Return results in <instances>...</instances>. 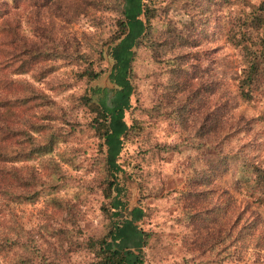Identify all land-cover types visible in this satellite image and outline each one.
Here are the masks:
<instances>
[{
    "label": "rangeland",
    "instance_id": "1",
    "mask_svg": "<svg viewBox=\"0 0 264 264\" xmlns=\"http://www.w3.org/2000/svg\"><path fill=\"white\" fill-rule=\"evenodd\" d=\"M179 1L184 10L183 4L188 7L186 12L175 8L176 0H149L153 14L149 18L150 27L158 42L156 49L163 57L142 60L144 66L135 76L132 103L135 116L150 127L154 149L141 165L144 168L140 187L136 190L132 183H126V200L130 205L139 202L147 209L140 222L152 237L144 249L147 264H262L264 204L249 197L244 176L238 178L242 176L240 160L247 165H264V72L251 102H244L234 81L242 71L244 59L225 39L228 22L254 10L260 0ZM4 3L6 17L14 18V3L0 0V8L5 7ZM107 5L111 9L117 7L115 0ZM94 7L92 21L81 14L62 22L64 32L71 38L67 46H87L88 34L95 31L93 25L98 22L96 18L105 24L106 34L114 28L113 22L119 14L103 9L100 0ZM17 21L24 25L22 15H18ZM96 38L94 35L93 40ZM155 60L169 61L153 64ZM70 62L75 64V61ZM35 63L29 73L36 74V87L49 104L38 103V100L35 104L33 100L23 104L18 101L24 95L20 84L11 80L17 79L10 71L14 63L6 69L9 81L0 82V99L16 102L10 107L21 116L18 124L35 119L38 124H62L68 129L69 119L83 121L86 112L79 108L75 96L86 83L76 79L72 64L54 61V70L43 74L42 68L50 66V61ZM106 65L109 62H101L105 72ZM163 68L182 81L183 94L191 89L196 91V97L189 98L188 109L178 122H170L167 115L153 117L156 123L148 118L150 106L164 100L163 90L171 82L168 75L162 74ZM105 72L95 82L110 88L112 85ZM204 112L207 118L203 119ZM20 126L21 130L0 138V166L9 167L11 176L7 181L12 193L7 197L0 183V230L1 238L19 237L23 249L0 246V264H22L27 250L46 255L56 253L62 260L66 259L64 264H85L92 257L86 250L78 253L77 240L83 235L97 236L107 222L104 210L99 207L103 198L98 169L93 163L94 145L80 135L76 136L79 141L74 138L68 142L70 134L64 133L60 138L66 137L67 141L58 143L51 156L38 157L31 153L26 160L4 161L9 159L7 154L23 156L22 152L31 150V144L45 136V131L34 132L26 125L28 131L24 132L26 127ZM144 135V132L135 135L131 140L136 142ZM134 142L128 144V150L134 148ZM68 147L78 152L79 169L70 172L68 184L61 182L53 194L43 187L35 197L32 191L50 182L55 164L68 169L59 160V155ZM18 178L25 181L26 187L16 185ZM15 194H26L32 201H18ZM50 195L65 200L69 209L59 212L48 202ZM241 207H245V212L240 218L237 214ZM243 222L249 223V228L245 229L247 242L238 241L226 247L222 243L204 245L206 234L210 235L215 228H224L225 224L235 230L232 237H238ZM27 264L37 263L32 259Z\"/></svg>",
    "mask_w": 264,
    "mask_h": 264
},
{
    "label": "trees",
    "instance_id": "2",
    "mask_svg": "<svg viewBox=\"0 0 264 264\" xmlns=\"http://www.w3.org/2000/svg\"><path fill=\"white\" fill-rule=\"evenodd\" d=\"M98 1L11 0L12 4L14 3L12 19L6 17L5 3V7L0 8V69L5 68L0 71V82L9 81L6 69L8 65L14 63L10 66V71L19 81L14 78L11 80L21 86L24 95L18 99L21 104L32 100L34 104L36 100L41 104L50 103L36 87L38 81L36 74L29 73L35 62L50 61V66H44L41 70L44 74L54 70V61H66L74 67L73 74L76 79H83L86 83L83 90L75 96L79 108L86 112L83 121L69 119L68 129L62 124L56 126L49 123L38 124L35 119H28L26 124L19 123L26 127L23 128L24 132H27L29 127L34 132L45 131V136L33 142L31 150L22 152L23 156L7 154L9 159L4 161L26 160L30 158L31 153L38 157L51 156L58 143L67 141L66 137L60 138V134L64 133L70 134L68 142H72L74 138L79 141L77 135L91 140L95 150L93 163L98 169L100 177L98 185L103 198L99 207L104 210L107 222L97 236L83 235L77 240L78 253L86 250L91 254V260L85 264H147L144 249L152 241V237L151 232L140 224L146 216L147 209L139 202L133 205L127 202L126 183H132L136 190L140 187L144 168L141 165L146 163L147 155L154 148L149 135L150 127L145 126L141 118L135 116L136 109L132 100L136 89L135 76L143 70L142 60L153 61V57L162 59L163 54L156 49L158 42L150 27L149 18L153 14L150 12L152 8H149V0H115L117 7L113 9L107 5L110 0H100L103 9L119 14L113 22L114 28L106 34L105 24L96 18L98 22L93 25L95 31L88 34L87 46L82 44L74 48L67 46L71 38L64 32L62 22L81 14H86L92 21L94 5ZM185 2L186 0H183V3ZM183 6L185 10L181 2L176 0V9L186 12L188 7L185 4ZM18 15H22L25 29L17 21ZM94 35L97 36L96 40H93ZM156 35L160 36L157 33ZM225 39L241 52L244 59L242 71L234 81L238 95L244 102L250 103L264 72V0H260L254 10L238 15L232 22L229 21ZM73 42H76L75 38ZM104 60L109 62V65H106L108 66L106 76L112 85L110 88L95 82L105 72V69L101 68V62ZM70 61H75V64ZM165 61L169 60H155L153 64H163ZM164 73L171 78V82L163 90L164 100H157L150 106L148 118L153 120L155 116L167 115L170 122H178L182 113L188 109L189 98L196 97V91L191 89L187 94H183L182 81L165 68L162 69V74ZM180 97L182 100L178 101ZM13 103L16 102H10L7 98L0 99V138L9 137L12 131H19L22 128L18 124L21 116L11 110L10 106ZM202 118H207V112H204ZM262 119L264 120V114ZM143 132L146 135L140 140L136 142L131 140L133 136H139ZM131 141L135 145L128 150ZM59 160L68 169L55 164L50 182L40 184V188L32 191L35 197L40 195L43 187L49 188L48 193L53 194L61 182L62 185L68 184L66 180L70 177V172L79 169L78 152L73 147H68L65 153L59 155ZM239 167L242 176L238 180L244 176V187L249 192V197H254L264 204V165H247L240 160ZM8 168L0 166V183L7 197L12 195L8 188L7 179L9 180L11 176ZM24 183L25 181L18 178L16 185L23 186ZM15 196L18 201H32L26 194ZM64 201L53 195L48 198V202L62 213L69 209ZM243 212L245 207H241L237 215L241 218ZM222 228H215L210 231V235L206 234L204 245L211 247L222 243L226 247L228 244L235 245L238 241L242 244L247 242L245 229L249 228V223L243 222L238 229V237L235 238L232 237L235 230L231 229L230 224H225ZM1 237L2 230H0L2 248L23 249L19 237H11L9 240ZM203 242L202 239L201 243ZM262 255L264 256V251ZM32 259H35L37 264H64L66 260H62L56 253L46 255L27 250L21 263H30Z\"/></svg>",
    "mask_w": 264,
    "mask_h": 264
}]
</instances>
